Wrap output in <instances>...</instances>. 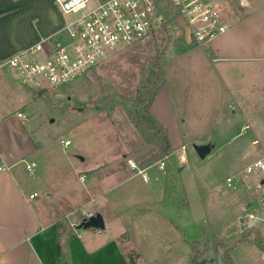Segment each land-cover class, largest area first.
<instances>
[{
  "label": "rangeland",
  "instance_id": "374dc122",
  "mask_svg": "<svg viewBox=\"0 0 264 264\" xmlns=\"http://www.w3.org/2000/svg\"><path fill=\"white\" fill-rule=\"evenodd\" d=\"M219 1L230 21L233 0ZM158 4L160 25L146 38L113 51L65 86L38 92L2 72L0 110L16 115L23 108L34 141L57 147L66 163L75 161L73 176L64 166L59 185L82 193L92 184L95 162L102 170L111 160L116 170L137 172L129 160L146 168L158 154L131 110L141 108L140 91L163 80L158 112L175 147L150 164L147 182L134 181L140 194L151 190L155 198L166 187V196L151 213L139 207L132 220L110 222L108 228L125 226L119 241L130 264H195V259L211 264L218 252L226 264H264V173L246 171L264 151V61L213 65L177 12L166 0ZM205 47L210 50V42ZM66 139L72 144L63 150ZM206 143L213 148L201 158L194 144ZM161 160L167 172L159 168ZM128 183L113 191H125Z\"/></svg>",
  "mask_w": 264,
  "mask_h": 264
},
{
  "label": "crops",
  "instance_id": "0c3cea01",
  "mask_svg": "<svg viewBox=\"0 0 264 264\" xmlns=\"http://www.w3.org/2000/svg\"><path fill=\"white\" fill-rule=\"evenodd\" d=\"M233 2L230 27L210 42V50L205 44L201 47L213 65L264 61V0ZM64 21L55 0H0V60L54 33ZM163 85L151 105V113L162 124L165 122L158 111ZM4 88L0 81V91ZM20 111L25 113L23 108L16 115L0 110V158L10 166L0 171V264H130L119 241L125 226L110 229L108 223L132 220L139 207H148L143 210L144 215L151 213L150 207L165 198L166 187L155 198L151 190L148 195L140 194L134 178L147 182L142 174L130 167L116 170L108 160L104 161V170L98 168L97 162L92 165V184L82 193L72 185L64 190L59 185L65 178L64 166L73 176L75 161L70 158L66 163L60 159L54 145H38L25 126L26 121L18 116ZM169 138L175 147L170 135ZM27 161L37 162L35 176L26 170ZM152 165L146 166L145 171ZM127 182L125 191H113L115 186ZM97 212L104 217L103 229L78 227L87 215Z\"/></svg>",
  "mask_w": 264,
  "mask_h": 264
},
{
  "label": "built area",
  "instance_id": "2783aa9c",
  "mask_svg": "<svg viewBox=\"0 0 264 264\" xmlns=\"http://www.w3.org/2000/svg\"><path fill=\"white\" fill-rule=\"evenodd\" d=\"M185 21L193 42L203 46L227 31L230 25L226 6L219 0H170ZM63 14V25L36 43L0 60V74L9 73L24 86L46 90L65 86L84 75L113 51L146 38L160 25L158 0H55ZM158 20V24L155 21ZM18 116L26 120L24 112ZM245 128H249L246 126ZM70 139L64 141L68 147ZM129 164L148 180L145 168ZM159 168L166 171V161ZM36 161H27L29 175L36 174ZM10 166L1 162L0 171ZM247 173H264V151L247 165ZM229 184L232 181L228 178ZM37 192L31 194L34 197Z\"/></svg>",
  "mask_w": 264,
  "mask_h": 264
},
{
  "label": "trees",
  "instance_id": "16d2710c",
  "mask_svg": "<svg viewBox=\"0 0 264 264\" xmlns=\"http://www.w3.org/2000/svg\"><path fill=\"white\" fill-rule=\"evenodd\" d=\"M168 7L171 9H174L172 3L170 0H166ZM175 10V9H174ZM164 81L162 80L160 83L155 85L154 88L151 90L144 89L143 91H140L138 93V101L140 102V109H137V107H134L131 110V119L134 122L137 129L142 133V135L148 140L149 142L153 143L158 147V154L154 157L150 158L145 166H149L153 161L164 157L165 155H168L171 153V151L174 150V148L171 145V141L169 138L168 131L166 127L159 122L155 116L151 113L150 107L152 105V102L156 96V93L160 89V87L163 85ZM233 246L229 247V249H232ZM61 246L59 243V240L57 241V261H59V255H60ZM206 260H194L195 264H205Z\"/></svg>",
  "mask_w": 264,
  "mask_h": 264
},
{
  "label": "water",
  "instance_id": "95a60500",
  "mask_svg": "<svg viewBox=\"0 0 264 264\" xmlns=\"http://www.w3.org/2000/svg\"><path fill=\"white\" fill-rule=\"evenodd\" d=\"M156 24H158V20L155 21ZM194 148L198 155L201 158H205L212 150L213 145L210 143L206 144H194ZM243 218L241 217V221ZM79 228H98V229H103L105 227V221L104 217L100 212H97L95 214H91L88 217H85L81 223L78 225ZM208 261H205V264H210L207 263ZM211 264H226L224 262L223 256L221 253H217V260L214 263Z\"/></svg>",
  "mask_w": 264,
  "mask_h": 264
}]
</instances>
